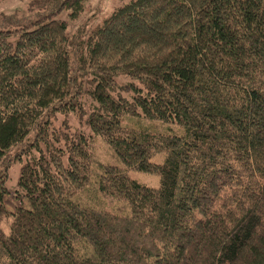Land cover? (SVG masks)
<instances>
[{
	"label": "trees",
	"instance_id": "1",
	"mask_svg": "<svg viewBox=\"0 0 264 264\" xmlns=\"http://www.w3.org/2000/svg\"><path fill=\"white\" fill-rule=\"evenodd\" d=\"M28 1L35 19L0 31V264H264V0H131L76 31L89 0ZM121 75L132 99L113 95ZM76 106L126 167L101 165L93 190L92 138L42 121ZM33 131L14 194L29 205L8 211L10 152ZM143 168L159 188L128 174Z\"/></svg>",
	"mask_w": 264,
	"mask_h": 264
},
{
	"label": "rangeland",
	"instance_id": "2",
	"mask_svg": "<svg viewBox=\"0 0 264 264\" xmlns=\"http://www.w3.org/2000/svg\"><path fill=\"white\" fill-rule=\"evenodd\" d=\"M130 1L131 0H89L86 3L87 9L86 13L83 16L82 23H72V30L76 31L86 20L90 19L92 15H95L96 18L86 27L91 28L94 24H101L103 18L109 16L114 10L124 6L125 4H128ZM91 5L93 6V8L92 11H89ZM36 16L37 11L30 10L28 0H7L6 3H4L0 8V31L15 32V30L21 28L29 20L35 19ZM67 16L68 12H64L61 15H58L57 19L67 20ZM17 37L18 35L14 33L10 37V40L12 42H16ZM89 80H92L91 76L85 77V85L82 94L79 96L81 106H83V108L87 112H90L95 104V101L90 94L93 85L89 84ZM116 83L118 91L113 92V95L118 96V94H121L127 99H132V97L136 94L133 85L141 87L140 83L137 80L122 75L116 77ZM77 110L78 112H80L79 106H76L75 109L69 107L68 110H57L49 112L42 121L47 122L49 131L51 132L56 129H63L68 133H84L92 138L90 139V141L95 151V162L92 167L93 180L92 185L90 186V190H93V184L97 179V174L99 173L101 165L114 166L119 169H125L126 167L120 157L113 152V150L106 142H104L99 137H95L86 122L81 120V117L79 116ZM122 122L124 125L133 128L159 130L161 132L177 130V128L173 125H164L157 121L144 120L138 117H124ZM35 137L36 135L33 131L25 143L18 144L17 146L12 148L10 152L13 157L8 169L9 177L7 181V188L9 190V194L5 198V205L8 211H13L19 204H22L23 207L29 205L26 199L21 200V202L17 201V199L14 197V194H17V192L20 191L19 183L21 169L23 163H26V160L28 159V155H26L24 151L26 150V147L29 143L35 141ZM43 147L44 145L42 144V148ZM33 154H39L36 148H33ZM19 156L22 158V161L19 160ZM164 158L165 155L163 153H158L152 159V164L154 166L162 164ZM128 174L132 179L147 187L154 189L160 187V177L156 174L151 173L145 168L139 170H129ZM89 198H93V201L97 203V198L94 195H91L90 197L88 196V198L83 197L82 201L84 203H89ZM99 202H101L102 206L109 211H122L123 213L127 211L122 203L114 200L105 201L102 198H99ZM3 228L6 233L9 232V219L4 221Z\"/></svg>",
	"mask_w": 264,
	"mask_h": 264
}]
</instances>
